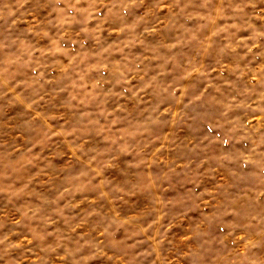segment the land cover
Instances as JSON below:
<instances>
[{
    "label": "clouds",
    "instance_id": "1",
    "mask_svg": "<svg viewBox=\"0 0 264 264\" xmlns=\"http://www.w3.org/2000/svg\"><path fill=\"white\" fill-rule=\"evenodd\" d=\"M28 2L3 19L19 13L10 27L21 18L29 27L0 41V98L27 113L0 125L11 129L0 144V193L28 201L0 217L15 226L0 236V259L22 264L15 250L55 236L30 264H264L252 252L264 236V0H155L131 20L144 0H46L43 19L24 11ZM89 39L95 48H85ZM186 49L195 56L184 58ZM53 94L66 103L42 110ZM194 119L199 135H173ZM57 158L64 164L54 167ZM122 159L116 180L109 170ZM173 185L186 194L166 195ZM233 186L240 194L226 195ZM138 198L147 206L120 210ZM193 207L211 211L176 237ZM18 229L26 234L14 239ZM121 231L127 238L114 239ZM229 240L241 242L237 255L224 251Z\"/></svg>",
    "mask_w": 264,
    "mask_h": 264
},
{
    "label": "rangeland",
    "instance_id": "2",
    "mask_svg": "<svg viewBox=\"0 0 264 264\" xmlns=\"http://www.w3.org/2000/svg\"><path fill=\"white\" fill-rule=\"evenodd\" d=\"M227 0H212L210 7H220L224 3H226ZM20 3V0H0V41H6L10 40L13 37L22 35L26 29L29 27V24L24 22V18H21L18 20L16 25L11 26V20L16 19L20 14L16 13V16H13L11 19L5 21L3 19L4 14L9 9H15L18 7ZM155 3V0H144V3L141 5L139 9L134 10L133 17H129V19H133L134 17L140 16L144 13L146 9H150L153 4ZM46 0H29L27 5L25 6L24 11L26 13H32L36 16L38 19H43L46 15L47 9L45 8ZM63 6V5H61ZM259 7H264V4H259ZM27 20L32 19V15L26 16ZM107 35V33H105ZM240 36H247V31H241L239 33ZM176 36L175 32H168L165 34V39L172 40ZM112 39H115V37H112ZM159 37H149L147 40V43L150 45H156L159 41ZM46 43V42H45ZM96 47V42L93 39H89L87 43L85 44L86 49H93ZM144 51L143 47H136L133 49L134 54L142 53ZM196 52L194 49H186L183 56L186 59H191L193 56H195ZM5 57L4 52H0V61H2ZM118 59V57H117ZM214 58L209 57L208 62H212ZM238 58L232 57L231 62L235 63L237 62ZM32 73L28 70H22V74L19 78L23 79H29L31 78ZM56 73L53 72L51 74V77H55ZM225 78L230 80H235V77L230 75L229 73H225ZM238 85L243 89L245 87L244 82L238 81ZM49 89H54L57 87V85H49ZM33 92V89L31 88H25L23 90L24 96H30ZM62 103H66V96L65 95H55L51 96L48 101L41 105V109L50 112L54 111L57 105H60ZM27 117V113L25 111L24 105L16 102V103H10L9 98H0V125H3L5 123H22ZM202 121L199 119H194L187 123L186 125H182L176 129L173 130V135L177 136L179 139H191L197 135H199L202 132ZM11 129L7 127H0V144H3L4 142L8 141L10 139ZM230 148L236 149V148H243V150H247L243 145H230ZM64 164V160L62 159H55L53 161L54 167H59ZM128 164L126 160L122 159L119 163V167L116 169L109 170L110 176L112 178H115L116 180H120L123 178V173L125 170H127ZM37 169H31V172H35ZM29 173V174H30ZM213 183V181L209 179H205L203 182V186H210ZM191 187V186H190ZM187 188L182 185H173L169 187V189L166 192V195L171 196L173 198L182 196L186 194ZM50 194V193H49ZM240 194V186H233L229 188L226 195L228 196H234ZM27 198L25 199H19L10 202L8 199L7 194L0 193V217H4L7 215L8 217H14L16 212V208L19 206H22L26 204ZM146 200L144 198H138L135 203L128 202L123 205H121L120 210L122 212H131L135 211L139 208L146 207ZM211 211V209H203V208H197L193 207L189 210L187 214H183L179 217V219L176 222L175 227V235L178 237L182 233L186 232L189 228L194 227L195 225L199 224L201 220L203 219V216L205 212ZM61 231L64 229L63 221L58 223L56 226ZM15 228L14 225L9 223L7 220H4L3 222H0V236H3L4 234L12 231ZM20 232V235L14 237V239H20L22 235L26 234V229H18ZM215 235L222 236L223 233L219 231V229L215 230ZM127 233L121 231L120 234L114 239H126ZM56 239L55 236H48L47 239L43 242L40 240L33 241L30 245H25V247H22L20 249L15 250L12 253V257H14L17 261L22 262V264H30V260L34 257L35 254H43L41 252V248L43 246L55 244ZM240 241H226V247L224 248V251L230 255H237L240 251ZM31 249L32 251H28L27 249ZM255 257L258 259H264V236L257 238V245L252 250ZM25 257H28L27 260H25ZM10 259V257L5 256L3 259H0V264H6V261ZM100 264H103V262H100Z\"/></svg>",
    "mask_w": 264,
    "mask_h": 264
}]
</instances>
